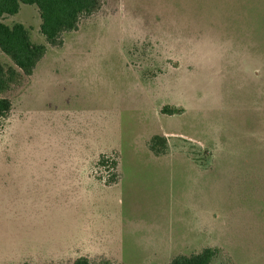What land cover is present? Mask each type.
Listing matches in <instances>:
<instances>
[{"label":"rangeland","instance_id":"obj_1","mask_svg":"<svg viewBox=\"0 0 264 264\" xmlns=\"http://www.w3.org/2000/svg\"><path fill=\"white\" fill-rule=\"evenodd\" d=\"M99 1L47 46L26 89L18 77L0 91L12 103L0 168L58 162L81 145L66 120L115 115L120 143L94 174L111 183L119 169L136 227L95 264H170L205 248L217 250L210 264H264V0ZM32 8L2 22L45 44ZM0 63L17 70L1 52Z\"/></svg>","mask_w":264,"mask_h":264},{"label":"crops","instance_id":"obj_2","mask_svg":"<svg viewBox=\"0 0 264 264\" xmlns=\"http://www.w3.org/2000/svg\"><path fill=\"white\" fill-rule=\"evenodd\" d=\"M25 6L31 5L21 4L12 17H26ZM32 7L28 17L36 10L40 21L37 8ZM38 44L47 52L46 41ZM34 76L35 72L24 77V89ZM86 113L80 123L65 121L69 127L78 124L74 128L80 134L74 137L81 145L73 144L74 148L80 145L81 151L60 155L58 162L44 157L37 166L0 168V264H72L78 258L96 263L109 259L106 249L124 246L126 226L135 231L136 224L122 212L119 169L111 183L94 174L100 156L120 143V122L115 115L105 120L98 112Z\"/></svg>","mask_w":264,"mask_h":264},{"label":"trees","instance_id":"obj_3","mask_svg":"<svg viewBox=\"0 0 264 264\" xmlns=\"http://www.w3.org/2000/svg\"><path fill=\"white\" fill-rule=\"evenodd\" d=\"M21 4L34 5L37 8L41 21L39 33L50 46L61 44L60 37L63 33L76 31L82 16L92 15L100 8L99 0H0V52L7 56L18 70L12 67L5 70L0 63V91L7 90L18 77H29L46 53L44 45L31 41L28 29L22 24L14 23L8 26L2 22L4 16L17 14ZM11 110V101L0 97V121H6ZM151 141L165 143V139L159 136H154ZM151 150L153 151L152 147ZM216 251L205 248L190 256H177L170 264H210ZM72 264L95 263H90L86 258H78Z\"/></svg>","mask_w":264,"mask_h":264}]
</instances>
